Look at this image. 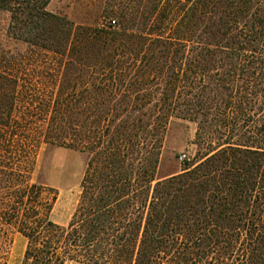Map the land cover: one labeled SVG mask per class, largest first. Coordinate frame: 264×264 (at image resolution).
<instances>
[{
	"label": "trees",
	"instance_id": "trees-1",
	"mask_svg": "<svg viewBox=\"0 0 264 264\" xmlns=\"http://www.w3.org/2000/svg\"><path fill=\"white\" fill-rule=\"evenodd\" d=\"M0 0L26 53L0 59V264H264V0H153L131 26ZM172 119L192 158L157 178ZM42 147L86 155L67 225L32 182Z\"/></svg>",
	"mask_w": 264,
	"mask_h": 264
},
{
	"label": "rangeland",
	"instance_id": "rangeland-1",
	"mask_svg": "<svg viewBox=\"0 0 264 264\" xmlns=\"http://www.w3.org/2000/svg\"><path fill=\"white\" fill-rule=\"evenodd\" d=\"M153 0H52L47 11L66 17L75 25L101 26L114 20V26H131L126 12L149 7ZM10 14L0 9V59L17 57L27 51V45L8 35ZM196 125L189 121L172 119L167 127L164 149L157 178L162 179L179 173L182 162L192 158L198 149L195 145ZM86 155L62 148L42 147L32 182L57 192L51 212V220L65 226L77 205L80 182L85 170ZM7 232V264H21L26 240L13 229ZM66 264H84L70 262Z\"/></svg>",
	"mask_w": 264,
	"mask_h": 264
},
{
	"label": "built area",
	"instance_id": "built-area-1",
	"mask_svg": "<svg viewBox=\"0 0 264 264\" xmlns=\"http://www.w3.org/2000/svg\"><path fill=\"white\" fill-rule=\"evenodd\" d=\"M115 24H116V22L114 20L109 22V25H111V26H114Z\"/></svg>",
	"mask_w": 264,
	"mask_h": 264
}]
</instances>
